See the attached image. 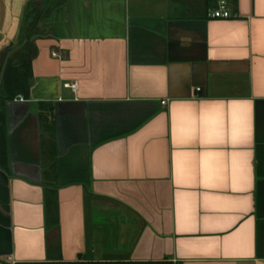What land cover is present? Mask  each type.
<instances>
[{"label": "crops", "instance_id": "0c3cea01", "mask_svg": "<svg viewBox=\"0 0 264 264\" xmlns=\"http://www.w3.org/2000/svg\"><path fill=\"white\" fill-rule=\"evenodd\" d=\"M228 2L0 0V264H264V0Z\"/></svg>", "mask_w": 264, "mask_h": 264}, {"label": "trees", "instance_id": "16d2710c", "mask_svg": "<svg viewBox=\"0 0 264 264\" xmlns=\"http://www.w3.org/2000/svg\"><path fill=\"white\" fill-rule=\"evenodd\" d=\"M31 77L30 67H15L14 58L10 59L2 79L0 90V125L4 115V106L8 101L14 100L17 95L26 93L29 89V79ZM1 154L5 155V150H1Z\"/></svg>", "mask_w": 264, "mask_h": 264}, {"label": "built area", "instance_id": "2783aa9c", "mask_svg": "<svg viewBox=\"0 0 264 264\" xmlns=\"http://www.w3.org/2000/svg\"><path fill=\"white\" fill-rule=\"evenodd\" d=\"M214 3V8L209 10L208 16L211 19L214 20H229L233 17L232 11L229 6L228 0H211ZM68 88H71L72 90L76 91L78 88L77 84H68ZM198 91H201V89H198ZM163 104H166V102H163ZM172 264H178L177 261H173Z\"/></svg>", "mask_w": 264, "mask_h": 264}, {"label": "water", "instance_id": "95a60500", "mask_svg": "<svg viewBox=\"0 0 264 264\" xmlns=\"http://www.w3.org/2000/svg\"><path fill=\"white\" fill-rule=\"evenodd\" d=\"M3 75H4V72H3V74H2V78H1V80H0V90H1V85H2Z\"/></svg>", "mask_w": 264, "mask_h": 264}]
</instances>
